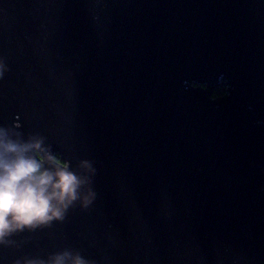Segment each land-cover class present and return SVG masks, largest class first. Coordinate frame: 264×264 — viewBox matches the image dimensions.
Returning a JSON list of instances; mask_svg holds the SVG:
<instances>
[{
  "label": "water",
  "instance_id": "95a60500",
  "mask_svg": "<svg viewBox=\"0 0 264 264\" xmlns=\"http://www.w3.org/2000/svg\"><path fill=\"white\" fill-rule=\"evenodd\" d=\"M0 63V127L95 169L0 264H264V0H0Z\"/></svg>",
  "mask_w": 264,
  "mask_h": 264
},
{
  "label": "clouds",
  "instance_id": "9594fccd",
  "mask_svg": "<svg viewBox=\"0 0 264 264\" xmlns=\"http://www.w3.org/2000/svg\"><path fill=\"white\" fill-rule=\"evenodd\" d=\"M4 71L5 65L0 63V76ZM94 173L88 160L70 166L39 133L25 137L14 128L0 127V246L13 245L11 238L19 233L62 222L77 203L81 209H87L95 198L91 188ZM14 264L94 262L78 251L63 249L47 258L24 257Z\"/></svg>",
  "mask_w": 264,
  "mask_h": 264
},
{
  "label": "trees",
  "instance_id": "16d2710c",
  "mask_svg": "<svg viewBox=\"0 0 264 264\" xmlns=\"http://www.w3.org/2000/svg\"><path fill=\"white\" fill-rule=\"evenodd\" d=\"M224 93L226 92V86H223V85H219L215 91L213 92V97H219V96H222L221 93Z\"/></svg>",
  "mask_w": 264,
  "mask_h": 264
}]
</instances>
